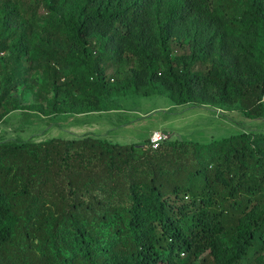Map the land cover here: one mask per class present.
Segmentation results:
<instances>
[{"label":"trees","instance_id":"1","mask_svg":"<svg viewBox=\"0 0 264 264\" xmlns=\"http://www.w3.org/2000/svg\"><path fill=\"white\" fill-rule=\"evenodd\" d=\"M165 2L0 0V117L35 69L50 116L138 94L261 118L264 0ZM147 144L0 141V264H264V134Z\"/></svg>","mask_w":264,"mask_h":264},{"label":"rangeland","instance_id":"2","mask_svg":"<svg viewBox=\"0 0 264 264\" xmlns=\"http://www.w3.org/2000/svg\"><path fill=\"white\" fill-rule=\"evenodd\" d=\"M166 0L163 10L168 9ZM44 9L37 11V24L43 25L49 17ZM175 39L191 35V28L172 29ZM116 66L108 69L114 77ZM12 98L20 106L0 117V141L42 142L51 138L65 140L85 135L106 138L122 145H134L143 150L152 130H161L167 139L176 143L207 144L242 131L264 134V111L259 119H251L238 107L216 108L204 105L176 106L165 96L141 97L138 94L107 98L98 111L69 116H50L39 112L46 106L48 88L45 77L38 70L23 74ZM264 109V99H263ZM2 108L0 109V114ZM108 132V134L106 133Z\"/></svg>","mask_w":264,"mask_h":264},{"label":"built area","instance_id":"3","mask_svg":"<svg viewBox=\"0 0 264 264\" xmlns=\"http://www.w3.org/2000/svg\"><path fill=\"white\" fill-rule=\"evenodd\" d=\"M166 139L167 137L165 133H163L161 130H154L148 137L147 147L150 150H157Z\"/></svg>","mask_w":264,"mask_h":264},{"label":"crops","instance_id":"4","mask_svg":"<svg viewBox=\"0 0 264 264\" xmlns=\"http://www.w3.org/2000/svg\"><path fill=\"white\" fill-rule=\"evenodd\" d=\"M99 113H102V111H101V112H99ZM152 131H154V130H152ZM152 131H151V132H152ZM106 133L108 134V132H107V131H106Z\"/></svg>","mask_w":264,"mask_h":264}]
</instances>
